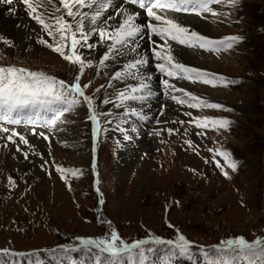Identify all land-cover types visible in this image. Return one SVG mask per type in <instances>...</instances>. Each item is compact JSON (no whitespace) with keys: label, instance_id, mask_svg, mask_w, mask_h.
I'll return each mask as SVG.
<instances>
[{"label":"rangeland","instance_id":"374dc122","mask_svg":"<svg viewBox=\"0 0 264 264\" xmlns=\"http://www.w3.org/2000/svg\"><path fill=\"white\" fill-rule=\"evenodd\" d=\"M212 7L216 15L193 14L206 23L202 30L195 31L210 39L229 35H239L243 39L233 48L220 52L170 41L172 55L186 66L220 74L238 83L212 86L166 77L156 67L160 61L153 51L149 53L148 47L151 45L153 49V45L145 35L136 45L137 50H143L140 57H149L150 64L148 70L140 69V72H147L151 77L148 83L154 94L146 100L128 101L118 107L119 90L109 81L95 51L82 49L84 59L91 61V66L85 67L80 81L82 85L88 84L84 92L93 99L96 111L102 114L99 133L93 135L88 107L82 104L65 114L64 123L52 130L49 128L52 137L41 140L37 134L27 138L29 144H20V152L15 144L0 138V248L25 254L44 248L38 255L44 264L46 261L48 264H71V260L52 259L47 250L60 245H76V237H103L111 229L121 238L151 234L175 239L179 232L195 242L196 261L202 260L199 256L201 245L207 248L237 236H244L248 241L264 238V0H239L235 8ZM169 15L176 20V17L183 18L181 24L192 28L187 24L194 16L173 12ZM46 35L43 32V38L54 43V38ZM0 37L7 40L1 34ZM153 39L157 49L164 43L159 37ZM13 47L0 40V66L15 65L43 71L68 83L79 74L78 65L65 61L45 44L39 43L31 53H19ZM177 48L193 55L182 60ZM159 76L168 79L176 88L223 107L196 109L180 104L171 96L187 98L180 92L166 89L163 81H158ZM127 81L129 86L139 82L131 77ZM104 100L110 103L104 104ZM128 106L148 119L125 115L130 109ZM169 107L170 114L166 111ZM162 110L164 114L158 118ZM203 116L226 118L232 123L226 130L211 127L204 130L189 123ZM167 129L176 131L169 134ZM156 131L160 135H155ZM201 132L205 134H197ZM125 135L132 137V143L124 139ZM186 140H191L193 147H189ZM154 144L157 146L153 147ZM209 148L230 152L239 162L238 170L233 172L219 155L214 159ZM122 151L129 155L130 163L123 167L121 175L118 167L125 156ZM24 152L28 153L27 159ZM215 161L220 162L230 179L223 175ZM57 166L78 168L83 174L78 178L66 174L62 179ZM9 177L14 180V186L9 184ZM43 181L47 184L42 192L39 187L43 186ZM101 199L103 204L98 203ZM71 255L74 264H95L94 259L85 257L82 252ZM164 255L162 247L159 258L154 257V260L163 262ZM32 258V255L2 253L0 264L16 261L31 264ZM179 260L181 264H195L194 260Z\"/></svg>","mask_w":264,"mask_h":264},{"label":"snow or ice","instance_id":"6c2138e0","mask_svg":"<svg viewBox=\"0 0 264 264\" xmlns=\"http://www.w3.org/2000/svg\"><path fill=\"white\" fill-rule=\"evenodd\" d=\"M15 0H0V4L12 5ZM132 4L146 10V16L150 18L147 24L137 21L139 13H131L123 8L118 15L121 20L115 29L94 28L101 41L108 42V48L103 57L99 60L100 65H105L107 61L117 55L122 49L131 48L138 39H142L145 30L149 34V39L153 45L152 51L159 63L156 67L166 77H175L187 79L192 82H202L207 85L218 86L238 83L236 80H230L220 74L209 73L195 67L186 66L177 61L172 55L170 41H176L181 45L188 47H199L209 51L220 52L228 50L238 44L243 37L239 35H229L218 40L210 39L197 33L190 28L183 26L178 20L171 17V12H194L198 15L211 13L216 15L214 5H224L235 8L239 0H130ZM23 3L29 10V15L37 21L50 37L54 38V43H50L43 37L39 42L45 44L53 51L58 53L65 61L73 65H78V75L71 83L55 76L46 74L43 71H33L24 67L15 65L0 66V134L6 139L8 144H15L18 152L22 151L20 144L28 145L29 140L16 127L5 125H31L33 135H39L44 140L49 137L44 132H36L37 125L50 129L57 128L59 124L64 123V116L78 106L86 104L89 110L88 119L93 123V135L96 136L100 128L101 113L96 111L93 99L86 95L84 89L88 84H81L80 75L83 74L85 67L91 66V61H86L82 49L84 47H94L89 43V33L86 31L84 21L88 19V14L83 11L85 8L95 7L97 3L103 8L110 6L111 0H23ZM56 5L53 9L52 6ZM51 9V10H50ZM14 11V9H10ZM101 16V11L96 10L92 20L95 22ZM71 18V20L66 19ZM158 36L164 43L157 49L156 42L151 37ZM0 40L9 46L10 42L0 37ZM148 60L141 56L129 61L123 67V70L117 71L114 79L122 80L128 77L137 79L138 85L131 86L126 91L117 94V100L122 106L128 101H143L152 95L150 84L146 80L151 77H141L140 67L146 65ZM211 77V78H209ZM166 89L174 92H180L187 99L172 95L171 98L180 104H188L191 108H222L219 103H210L208 100L187 92L184 89L176 88L169 83L168 79L163 80ZM103 87V86H101ZM98 89L97 91H99ZM104 104L110 103L104 100ZM231 110V109H228ZM136 116L140 120H147L148 117L135 109L130 108L125 115ZM163 110L161 115H163ZM188 115H191L189 113ZM158 123L160 121H157ZM173 123L183 124L184 121H173ZM189 123L195 127L207 130L210 127L215 130L228 129L232 121L226 118H213L203 116ZM169 134L176 130L167 129ZM204 135V132L197 133ZM155 135H160L159 131ZM125 140H131L132 137L125 135ZM163 142V141H162ZM189 147H193L191 140H186ZM7 146V145H5ZM210 153L222 157L233 172L238 170L239 162L232 158V154L219 148L208 149ZM198 154V153H197ZM25 159L28 153H23ZM216 166L221 168L226 178H231L227 171H224L219 161H215ZM95 170V163L92 165ZM57 172L61 178L65 179L66 174L73 177H79L83 174L78 168H63L57 166ZM192 171H195L194 169ZM9 184H15L9 177ZM99 192V188L96 189ZM100 204L104 201L99 200ZM178 204L179 201H176ZM108 223L110 221H101ZM174 227V225H169ZM76 245H60L57 248L47 250L54 260L74 259L71 254L84 253L85 257L94 259L95 264H155V258H159L161 248H165V255L162 264H174L178 259L193 261L196 253L193 251L195 242L190 241L182 233L177 232L175 239H165L160 236L151 235L148 238L136 239L126 242L120 237L115 229L103 237H76ZM146 245H152L146 247ZM5 255L10 254L9 249L4 248ZM13 255H38L37 253H13ZM199 256L202 258V264H264V238L257 237L253 241H248L244 236H237L221 240L218 244L208 246H199ZM37 264H43L37 261ZM84 264V262H82Z\"/></svg>","mask_w":264,"mask_h":264},{"label":"bare ground","instance_id":"6f19581e","mask_svg":"<svg viewBox=\"0 0 264 264\" xmlns=\"http://www.w3.org/2000/svg\"><path fill=\"white\" fill-rule=\"evenodd\" d=\"M55 7H56V5L54 4L52 6V8L54 9ZM123 8H126L131 13H139V15L137 16V21L139 23L143 24L144 20H146V18L143 15V12L135 9L133 6L128 5L125 2H122L121 0H111L110 6L106 9L101 7V5L99 3H97L95 5V7L85 8L83 10L88 14V19L84 21V26H85L86 31H88V33H89V43L94 45V47H91V48L86 47V49H85V47H84L83 50L95 51V56L97 57L98 63H99V60L103 57V55L107 51L108 42L107 41H101L99 36L95 32H93L92 29H94V28L115 29L121 20V17L118 15V13ZM10 9H14V11H11ZM97 9H99L101 11V16L99 18H97V20L94 22L92 20V17L95 15V12ZM28 13H29V10H28L27 6L23 3V0H15V2L12 5L0 4V34H1V36L5 37L7 39V41H9L12 46H14L13 47L14 50L19 52V53H26L28 51L30 52V50L34 51V49H36L39 46V43H40L39 40L41 37H43V32H45L43 30L42 26L37 21L32 19V17ZM173 13H180V12H173ZM193 14H195V13L193 12L192 16H194ZM170 16L173 17L172 15H170ZM173 18H175V17H173ZM176 18H178V21L180 23L184 21L183 18H180V17H176ZM66 19L71 20V18H67V17H66ZM204 22L205 21H202L201 18L194 16V17H191V19L189 20V24H187V26H192V28H194V31H195V29H198V28L202 30L204 25L206 24ZM132 47L136 48V51H132L131 48L122 49L117 55H115L113 58H111L109 61H107L105 63V65H101L102 67H104L103 69H106V72L105 71L104 72L107 74L109 81L114 84V86L116 87V89L119 90V92L126 91L131 86L128 85V81H127L128 78H125L122 80L114 79L115 73L117 71L123 70V67L126 63L140 57V54L142 55V52H143V50L142 51L137 50L138 45H136V44L133 45ZM177 52L179 53V55L181 53L180 59H182V60L185 58L189 59V57L193 55V54L191 55L192 52H189V51H186L183 49H179V48H177ZM144 57H146L147 60L149 58L147 56H144ZM65 64H64V67H65ZM122 64H123V66H122ZM149 64H150V62L148 61V63L146 65L141 66L140 69L146 71ZM144 71H141L139 74L142 77H148L147 72H144ZM154 75L155 74H152V76H154ZM146 82L148 83V80H146ZM133 86H136V84L135 85L133 84ZM200 87H204V86H200ZM131 106L135 107L136 105H131ZM131 106H128V107L132 108ZM166 111L170 114L171 113L170 107ZM23 128L24 127H20V128H16V129H17V131L21 132L22 134H24L29 139H31V137H36V135H33L32 132H31L32 135L30 134V130H28L27 128H24V129ZM36 132H38V133L44 132L46 135H48L50 137L53 136V133L49 130V128H40V129H37ZM1 137H3V134H0V138ZM38 137H40V136L38 135ZM40 139H41V137H40ZM86 142H87V140H86ZM156 146H157L156 144L153 145V147H156ZM122 154L125 155L126 152L122 151ZM18 158H19V156H18ZM19 160L21 161V159H19ZM120 162H123L122 164L120 163L119 167H118L120 169V174L122 175V173H123L122 171L124 170L123 167H126V165L128 163H130L129 155L128 154L125 155L124 159H120ZM0 163H2V162H0ZM123 164H125V165L122 166ZM16 166H18V164H16ZM149 175H150V173H149ZM46 184L47 183H45L43 181V186H40L39 190L42 192H43V190H46V186H45Z\"/></svg>","mask_w":264,"mask_h":264}]
</instances>
